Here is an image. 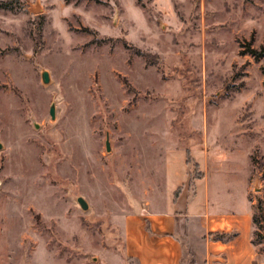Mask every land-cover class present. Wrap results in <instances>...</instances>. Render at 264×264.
Listing matches in <instances>:
<instances>
[{"label": "rangeland", "instance_id": "obj_1", "mask_svg": "<svg viewBox=\"0 0 264 264\" xmlns=\"http://www.w3.org/2000/svg\"><path fill=\"white\" fill-rule=\"evenodd\" d=\"M247 45L264 0H0V264H134L122 219L168 209L171 149L211 203L248 198L264 264V58Z\"/></svg>", "mask_w": 264, "mask_h": 264}, {"label": "crops", "instance_id": "obj_2", "mask_svg": "<svg viewBox=\"0 0 264 264\" xmlns=\"http://www.w3.org/2000/svg\"><path fill=\"white\" fill-rule=\"evenodd\" d=\"M169 163L168 209L123 216L125 257L134 264H257L248 198L226 193L211 203L206 176L190 181L186 153L171 149Z\"/></svg>", "mask_w": 264, "mask_h": 264}, {"label": "water", "instance_id": "obj_3", "mask_svg": "<svg viewBox=\"0 0 264 264\" xmlns=\"http://www.w3.org/2000/svg\"><path fill=\"white\" fill-rule=\"evenodd\" d=\"M41 80L44 83H47L49 81V75H48L47 71H42L41 72ZM49 114H50L51 118H54L53 105L50 107ZM0 148H1V144H0ZM105 149H106L107 152L110 151V144H109V139H108L107 135H106V140H105ZM76 202L81 207V209L86 210L88 208V204H87L86 200L82 196H78L76 198Z\"/></svg>", "mask_w": 264, "mask_h": 264}, {"label": "trees", "instance_id": "obj_4", "mask_svg": "<svg viewBox=\"0 0 264 264\" xmlns=\"http://www.w3.org/2000/svg\"><path fill=\"white\" fill-rule=\"evenodd\" d=\"M249 53L254 59H260V58H264V45H262L260 47V49H256V48H251L249 45H247L246 50H242V53ZM252 221L253 224L256 223V217L253 215L252 216Z\"/></svg>", "mask_w": 264, "mask_h": 264}]
</instances>
